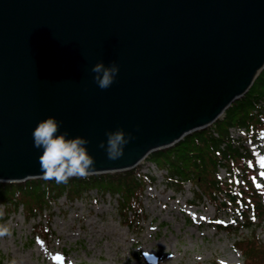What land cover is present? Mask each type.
<instances>
[{
    "label": "water",
    "instance_id": "95a60500",
    "mask_svg": "<svg viewBox=\"0 0 264 264\" xmlns=\"http://www.w3.org/2000/svg\"><path fill=\"white\" fill-rule=\"evenodd\" d=\"M116 61L108 88L92 65ZM264 66V0H0V181L44 177L49 115L89 140L94 171L128 169L220 118ZM132 138L111 160L106 130Z\"/></svg>",
    "mask_w": 264,
    "mask_h": 264
},
{
    "label": "rangeland",
    "instance_id": "374dc122",
    "mask_svg": "<svg viewBox=\"0 0 264 264\" xmlns=\"http://www.w3.org/2000/svg\"><path fill=\"white\" fill-rule=\"evenodd\" d=\"M237 133L232 130L242 136ZM247 145L259 168L255 184L264 187V134ZM133 169L149 170L156 181L144 188V215L131 224L118 215L116 195L95 187L82 197L51 203V217L46 219L45 210L41 221L52 231L46 238L32 231L39 216L25 219L20 207L5 217L0 202V264H243L235 235L216 225L231 221L230 212L217 213L205 197H195L189 183L173 189L165 170L148 159ZM256 233L264 241V226Z\"/></svg>",
    "mask_w": 264,
    "mask_h": 264
},
{
    "label": "trees",
    "instance_id": "16d2710c",
    "mask_svg": "<svg viewBox=\"0 0 264 264\" xmlns=\"http://www.w3.org/2000/svg\"><path fill=\"white\" fill-rule=\"evenodd\" d=\"M263 96L264 68L246 93L227 108L222 120L149 155L158 167L166 169L169 186L181 190L190 183L195 187L196 198L205 197L217 213L234 215L231 222H219L217 227L235 235L234 243L243 256V264H264V241L256 233L257 227L264 225V188L254 183L259 175L253 154L248 147L232 140L229 128L244 127L248 138L255 140L257 134L264 131V108L259 105ZM220 167L226 170L225 177L218 175ZM154 181L155 177L149 173L129 169L71 177L66 183H58L53 178L1 182L0 202L4 204L6 215L22 203L25 218L42 216L43 211L48 210L49 220L51 202L62 194L74 199L83 190L97 187L119 194L118 213L125 224H131L143 217L141 195L146 185ZM41 221L40 218L32 225V231L46 237L52 231L48 223ZM245 229L247 231L243 232Z\"/></svg>",
    "mask_w": 264,
    "mask_h": 264
},
{
    "label": "clouds",
    "instance_id": "9594fccd",
    "mask_svg": "<svg viewBox=\"0 0 264 264\" xmlns=\"http://www.w3.org/2000/svg\"><path fill=\"white\" fill-rule=\"evenodd\" d=\"M119 64L111 61L105 64L97 60L92 65L93 79L100 88H108L116 79ZM61 121L49 114L39 119L32 129L34 147L40 149L41 169L46 177L58 183H66L71 177H84L94 171L96 161L88 151L89 140L86 136L70 135L67 129L61 130ZM132 138L123 127L106 130V141H100V147L111 160L124 154L125 146Z\"/></svg>",
    "mask_w": 264,
    "mask_h": 264
}]
</instances>
